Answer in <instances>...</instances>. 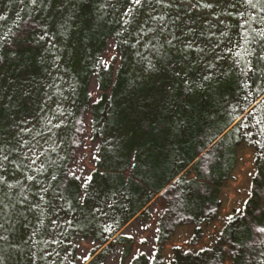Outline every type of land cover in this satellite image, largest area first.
Returning <instances> with one entry per match:
<instances>
[{"label": "rangeland", "instance_id": "374dc122", "mask_svg": "<svg viewBox=\"0 0 264 264\" xmlns=\"http://www.w3.org/2000/svg\"><path fill=\"white\" fill-rule=\"evenodd\" d=\"M85 1L0 0V39L13 20L43 10L45 28L37 37L44 40L40 54L47 63L45 70L22 79L8 68L0 71V102L19 89L37 96L33 113L19 119V129L12 136L0 132L2 264H87L90 260L132 264L140 253L157 252L169 261L175 246L212 245L228 217L243 208L250 194L256 150L247 140L239 144L235 166L219 188L218 216L202 220L200 230L193 224L178 225L165 236L158 227L162 206L158 195L146 205L145 214L138 213L119 228L131 205L104 178L123 174L127 157L122 146L128 129L109 111L111 104L124 95L128 100L168 103L182 83H209L217 90L231 70L240 66L247 70L244 42L257 4L253 0H141L140 4L92 0L93 14L88 18L83 13ZM99 29L110 32L101 39L95 33ZM118 35L126 43L123 51L116 46ZM99 59L113 62L112 84L119 78L124 94L112 99L110 88L107 104L96 115L92 102L102 91ZM83 88L91 100L80 156L72 163L80 179L79 203L72 207L53 187L49 170L64 156ZM229 103L234 115L238 100L230 98ZM33 209L39 211L32 224L36 230L15 246L9 237L10 221L28 216ZM225 264L234 263L226 258Z\"/></svg>", "mask_w": 264, "mask_h": 264}, {"label": "trees", "instance_id": "16d2710c", "mask_svg": "<svg viewBox=\"0 0 264 264\" xmlns=\"http://www.w3.org/2000/svg\"><path fill=\"white\" fill-rule=\"evenodd\" d=\"M253 2L257 7L244 42L247 70L243 72L241 66L231 70L219 81L217 90L213 84L185 82L176 87L168 103L136 97L128 100L124 95L108 108L128 129L122 146L127 154L122 169L129 174L104 178L131 205L119 228L138 213L145 214L146 205L158 195L162 201L158 227L165 236L178 225L193 224L200 230L202 220L219 214V188L235 166L239 144L247 140L256 150L250 194L243 208L228 217L212 245L197 249L175 246L169 261L160 252L153 256L140 253L132 264H225L226 258L234 264H264V0ZM92 5V0L84 2L85 17L93 14ZM43 28L41 8L13 20L0 39V71L8 68L22 79L45 70L47 63L40 54L45 43L37 37ZM95 33L104 38L101 29ZM116 46L120 51L125 49L122 35L117 36ZM98 64L102 91L92 102L96 115L107 104L110 88L112 99L124 94L119 78L112 84L113 62L99 59ZM81 93L64 156L49 170L53 187L72 207L79 203L80 180L72 163L80 156L91 100L86 88ZM230 98L238 100L234 115L230 113ZM36 102L34 93L22 89L0 102V132L12 136L19 129V119L33 113ZM38 214L33 209L28 216L19 215L10 221L9 237L15 246L34 233L32 224Z\"/></svg>", "mask_w": 264, "mask_h": 264}, {"label": "snow or ice", "instance_id": "6c2138e0", "mask_svg": "<svg viewBox=\"0 0 264 264\" xmlns=\"http://www.w3.org/2000/svg\"><path fill=\"white\" fill-rule=\"evenodd\" d=\"M33 3H35V0H32ZM135 4H140L141 0H133ZM127 14V13H126ZM29 179H32V177H29ZM89 180H91V177H88ZM231 219V217H229ZM0 264H2V258H0Z\"/></svg>", "mask_w": 264, "mask_h": 264}, {"label": "water", "instance_id": "95a60500", "mask_svg": "<svg viewBox=\"0 0 264 264\" xmlns=\"http://www.w3.org/2000/svg\"><path fill=\"white\" fill-rule=\"evenodd\" d=\"M256 102H257V101H255V103H256ZM238 119H239V118H237V120H238ZM237 120H236V121H237Z\"/></svg>", "mask_w": 264, "mask_h": 264}]
</instances>
